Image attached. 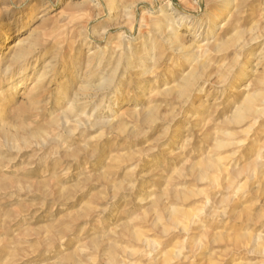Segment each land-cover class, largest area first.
Listing matches in <instances>:
<instances>
[{
  "label": "rangeland",
  "instance_id": "1",
  "mask_svg": "<svg viewBox=\"0 0 264 264\" xmlns=\"http://www.w3.org/2000/svg\"><path fill=\"white\" fill-rule=\"evenodd\" d=\"M20 39L0 264H264V0H0V74Z\"/></svg>",
  "mask_w": 264,
  "mask_h": 264
},
{
  "label": "bare ground",
  "instance_id": "2",
  "mask_svg": "<svg viewBox=\"0 0 264 264\" xmlns=\"http://www.w3.org/2000/svg\"><path fill=\"white\" fill-rule=\"evenodd\" d=\"M159 11H163V12L153 16L152 21H151L152 22L151 27H153V30L157 33V35L160 36V38L165 43L169 44V46L171 45V47L175 48L176 50L190 49L193 51L196 48L195 43L197 42L198 39L196 40L193 37L192 38L186 37V36L182 35L180 32L185 31V30H189V32L191 33L192 30H194L195 25L198 22V19H196L195 16H191V15L185 14L182 11L176 10L171 4H168L164 10L163 9L150 10L151 13H157ZM200 23H201V21H200ZM170 26H172V27L170 29H168ZM3 38L7 39L6 36H4ZM21 39H23V38H21ZM21 39L17 40L15 45H12L9 47V48H11L10 53H9V59H8L10 62H8V64L6 65L3 74H0V101L3 100V93L5 91V90L1 89V87L3 85V81H6L8 83L9 91H12L13 89H15L17 87V83H13L14 78H12L13 72L11 70L12 63H14V62L23 63L24 62L23 63L24 68L26 69L27 65H25V62H27L29 54L32 51L33 44L29 43L28 45L24 46V44H22L23 42ZM1 45H2V43L0 42V46ZM33 48H34V46H33ZM140 56H142V55H140ZM142 61H143V59H142ZM23 64H21V65H23ZM21 72H22V74L20 77H24L25 71H21ZM41 78L44 79V75L42 73L39 75L37 81H41ZM112 83H113V81H112ZM35 84H38V83L34 82L31 89L29 90L30 92L31 91L34 92L36 90L35 91V93H36L37 91H39L36 88L37 85L35 87ZM39 87H40V85H39ZM247 111L251 114H257L259 112V109H257V108L253 109V108L249 107Z\"/></svg>",
  "mask_w": 264,
  "mask_h": 264
}]
</instances>
